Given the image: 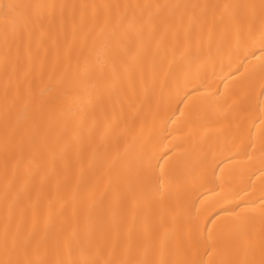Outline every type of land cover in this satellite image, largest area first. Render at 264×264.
<instances>
[{
    "label": "bare ground",
    "instance_id": "1",
    "mask_svg": "<svg viewBox=\"0 0 264 264\" xmlns=\"http://www.w3.org/2000/svg\"><path fill=\"white\" fill-rule=\"evenodd\" d=\"M0 264H264V0H0Z\"/></svg>",
    "mask_w": 264,
    "mask_h": 264
}]
</instances>
